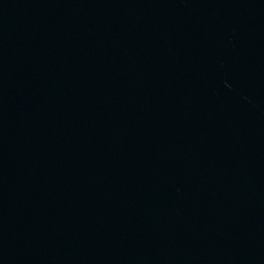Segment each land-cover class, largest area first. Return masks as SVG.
Here are the masks:
<instances>
[{
	"label": "water",
	"instance_id": "water-1",
	"mask_svg": "<svg viewBox=\"0 0 264 264\" xmlns=\"http://www.w3.org/2000/svg\"><path fill=\"white\" fill-rule=\"evenodd\" d=\"M177 264H264V0H244L213 142Z\"/></svg>",
	"mask_w": 264,
	"mask_h": 264
}]
</instances>
